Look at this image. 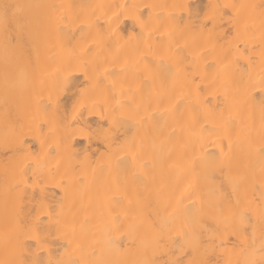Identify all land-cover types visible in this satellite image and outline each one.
Wrapping results in <instances>:
<instances>
[{
  "label": "bare ground",
  "instance_id": "1",
  "mask_svg": "<svg viewBox=\"0 0 264 264\" xmlns=\"http://www.w3.org/2000/svg\"><path fill=\"white\" fill-rule=\"evenodd\" d=\"M175 261L264 264V0H0V264Z\"/></svg>",
  "mask_w": 264,
  "mask_h": 264
},
{
  "label": "snow or ice",
  "instance_id": "2",
  "mask_svg": "<svg viewBox=\"0 0 264 264\" xmlns=\"http://www.w3.org/2000/svg\"><path fill=\"white\" fill-rule=\"evenodd\" d=\"M15 8L16 10L19 9V5H15V6H11V5H4V9H5V15L7 16L8 12L10 9ZM174 264H183L182 261H175ZM189 264H196L195 261H190Z\"/></svg>",
  "mask_w": 264,
  "mask_h": 264
}]
</instances>
